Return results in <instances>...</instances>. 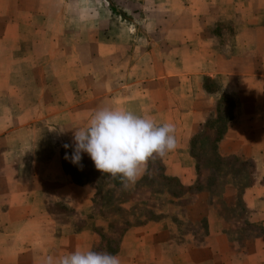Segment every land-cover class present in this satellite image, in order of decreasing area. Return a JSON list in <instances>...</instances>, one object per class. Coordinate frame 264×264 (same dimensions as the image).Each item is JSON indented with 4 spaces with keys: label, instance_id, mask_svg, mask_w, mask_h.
Wrapping results in <instances>:
<instances>
[{
    "label": "crops",
    "instance_id": "crops-1",
    "mask_svg": "<svg viewBox=\"0 0 264 264\" xmlns=\"http://www.w3.org/2000/svg\"><path fill=\"white\" fill-rule=\"evenodd\" d=\"M240 2L245 3L243 8H238ZM223 3L218 7V15L243 9V13L264 17V0H223ZM258 30L264 36V24ZM246 35L245 29L239 30L232 45L234 53L228 51L225 55L223 51L221 54L218 47L215 49L205 41L207 47L198 56L190 52L175 58L169 51L162 66L152 65L155 73L144 74L142 70L118 79L109 72L106 79L93 76L89 87L77 88L74 93L71 90V97L66 92L63 94V90L56 105L59 100L65 105L59 106L53 117L44 116L49 123L47 139L59 145L45 156L31 150L27 167L17 168L18 175L27 177L9 180L11 185H15V180L23 181V186L17 189L19 195L9 194L3 202L6 204L0 223L4 230H0V235L22 240V246L16 241V250L10 251L17 255L16 264H43L48 255L58 256L76 249L93 250L103 234L113 233L110 225L121 221L140 201L153 203L157 216L130 223L115 233L118 240L113 254L120 257L121 264H264V182L245 187L241 192L249 223L259 222L261 227L227 232L231 222L221 210L228 201V185L213 199L204 190L191 196H176L168 187L152 190L146 181L152 169L150 160L145 174L129 189L115 186L99 171V185H102L99 189L94 181L77 184L72 180L63 169L60 149L63 143L73 149L74 128L85 126L92 114L105 105L150 116L159 123L171 122L176 127L178 147L157 159L163 176L174 178L188 188L198 175L192 144L203 126L208 125L213 111L221 109L220 98L224 95L234 111L215 149L222 156L231 154L252 159L257 169L263 171L261 177L264 176V53L256 54L253 40ZM193 56L200 60L199 68L176 69L177 62L188 61ZM216 75L221 77L218 88L210 90L205 78ZM89 77L83 79L88 82ZM44 108L47 109L41 107V111ZM206 139H199L198 143L206 147L209 142ZM82 157L90 156L83 153ZM12 173L16 174L7 171L5 178L13 176ZM99 191L113 194L103 210H98L94 203ZM189 197L192 199L187 201ZM49 203L61 204L71 214L61 220L59 214L49 211ZM13 214L17 215L16 220L11 217ZM252 214L257 218H252ZM79 218L82 226L73 228L72 223ZM202 220L205 230L203 226L198 227ZM46 221L55 225L45 226ZM13 224L18 225L14 228ZM187 224L192 230L187 229ZM196 228L197 232L193 230ZM233 241L240 246L234 248ZM2 249L0 252L6 250Z\"/></svg>",
    "mask_w": 264,
    "mask_h": 264
},
{
    "label": "rangeland",
    "instance_id": "rangeland-1",
    "mask_svg": "<svg viewBox=\"0 0 264 264\" xmlns=\"http://www.w3.org/2000/svg\"><path fill=\"white\" fill-rule=\"evenodd\" d=\"M111 3L115 11L111 9ZM222 4L223 0H0V138H3L0 139V214L5 211L6 203L3 202L8 195H15L23 186V181L15 180V185H11L9 180L27 177L18 175L17 168L27 167L31 150L45 156L59 145V142L47 139L49 123L44 116L53 117L55 110L65 105L60 100L56 105L58 97L65 92L71 97V90L74 93L77 88H87L93 83V76L106 79L109 72L118 79L142 70L144 74L155 73L152 65H161L169 51L175 58L190 52L198 56L207 47L205 41L215 49L218 47L221 54L223 51L225 55L228 51L234 53L232 45L241 29H245L247 38L253 40L256 54H263L264 36L258 28L264 24V17L243 13V9L218 15V7ZM244 5L240 2L238 8ZM200 65V60L193 56L188 61L177 62L176 69H195ZM77 74L79 78L75 79ZM87 76H90L88 82L84 80ZM67 78L71 79L67 81ZM220 80L219 75L209 76L205 78V85L210 90L217 89ZM42 92L45 95L42 96ZM220 101L223 102L221 109L213 111L208 125L203 126L192 144L198 169L192 190L186 191L176 182L164 180L158 159L152 160L146 181L152 190L168 187L178 196H191L204 190L212 199L228 185V201L221 210L231 222L227 232L239 228L256 230L262 223H249L241 192L245 187L263 183V171L257 169L250 158L222 156L215 149L216 141L228 129L234 111L227 96L223 95ZM41 107L47 109L41 111ZM205 137L209 141L206 147L198 143ZM64 145L60 148L62 157L73 152L71 147ZM68 164L71 168L77 167L71 160ZM7 171L16 174L12 173L13 176L6 179ZM100 179L99 172H95L90 181L100 189ZM96 195L94 203L98 210H103L105 203L113 198L109 191H99ZM143 197L141 195V199ZM191 199L189 197L187 201ZM153 205L140 201L121 221L114 222L117 228H111L113 233L101 236L99 244L105 238L110 246L99 247L97 244L93 250L110 253L117 245L116 232L130 223L157 216ZM48 209L59 214L61 220L71 214L61 204L49 203ZM11 217L16 220L17 215ZM76 220L72 227H81V218ZM201 223L198 227L203 226L205 230L204 220ZM47 224L55 225L49 221L44 225ZM17 225L13 224L14 228ZM187 229L192 230L191 225L187 224ZM0 230H4L1 223ZM96 230L98 233L99 229ZM193 230L197 232V228ZM16 241L22 246L21 239L0 235V248L6 249L0 252V264L17 263V255L10 253ZM232 245L238 248L240 243L233 241Z\"/></svg>",
    "mask_w": 264,
    "mask_h": 264
},
{
    "label": "clouds",
    "instance_id": "clouds-1",
    "mask_svg": "<svg viewBox=\"0 0 264 264\" xmlns=\"http://www.w3.org/2000/svg\"><path fill=\"white\" fill-rule=\"evenodd\" d=\"M73 141L71 163L82 169V154L87 153L97 170L119 180L124 189L136 185L150 160L163 158L178 147L174 123H159L150 116L107 105L98 108L85 126L74 128ZM65 159H69L67 154ZM43 264H121V259L107 251L76 249L48 255Z\"/></svg>",
    "mask_w": 264,
    "mask_h": 264
},
{
    "label": "trees",
    "instance_id": "trees-1",
    "mask_svg": "<svg viewBox=\"0 0 264 264\" xmlns=\"http://www.w3.org/2000/svg\"><path fill=\"white\" fill-rule=\"evenodd\" d=\"M111 9L113 10V11H115L114 10V5L111 3ZM72 155V153H69L68 154V156H71ZM216 156L217 157H219V155L216 153ZM85 160V161H84ZM90 160V161H89ZM70 160L69 159H65V156L63 155V157H62V164H63V169L65 170V172H67L70 176H71V178H72V180L75 182V183H77V184H83V183H85V182H89L90 180H91V177H95V172H99V170H97L96 168H95V165H94V162L91 160V158L90 157H88V158H82V161H81V163H82V165H83V168L81 169L80 167H75V168H71L70 166H69V164H68V162H69ZM94 173V174H93ZM163 179L164 180H167V181H169L170 183L172 182H176V184L180 187V188H183V186H181L179 183H177V180L176 179H174V178H168V177H166V176H163ZM112 180V179H111ZM112 182L114 183V185L115 186H120L121 185V183H120V181L119 180H112ZM186 189V191H190V190H192V188L191 187H188V188H185ZM175 195V194H174ZM176 196H178V195H176ZM180 196V195H179ZM115 224H117V223H115ZM114 223L113 224H111L110 225V227L111 228H117V227H114V226H116ZM107 240L108 239H103L102 241H101V244H99L98 246L99 247H106L107 248V246H110V244L107 242ZM117 244V243H116ZM115 249H116V246H115V248L114 249H112V251L110 252V253H112L113 254V252L115 251Z\"/></svg>",
    "mask_w": 264,
    "mask_h": 264
}]
</instances>
